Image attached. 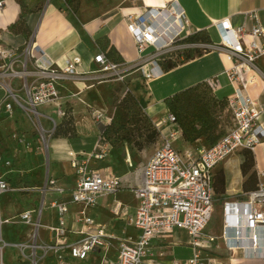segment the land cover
Wrapping results in <instances>:
<instances>
[{
	"label": "crops",
	"instance_id": "0c3cea01",
	"mask_svg": "<svg viewBox=\"0 0 264 264\" xmlns=\"http://www.w3.org/2000/svg\"><path fill=\"white\" fill-rule=\"evenodd\" d=\"M0 1L5 2L4 8L0 9V51H19L21 59L14 64V69L22 70L23 64L27 63L29 72H32L28 78L30 84L36 79L33 75L36 67L34 66L35 59L22 53L28 49H33L34 55L43 56L47 64L50 63L60 70L65 67L67 59L78 56L82 59L81 65L76 69L78 75L59 82L58 89L62 97L59 102L60 106L45 105L40 108L42 114L54 119L58 124L63 121V118L59 116V110L70 109L74 117L77 137L73 139L54 137L48 141L43 163L35 153V148L41 144V140L39 138L36 140L34 124L28 116L17 107L12 116L4 111L0 113L4 115L6 122H10L11 126L10 131H4L6 133L0 137V153L3 159L11 165L2 167L0 173L15 187L33 189L28 193L2 195L1 210L4 217L14 218L24 211L40 208L43 199L41 190L47 178L54 179L60 188L68 190L75 188L78 175L72 162L79 159L87 162L91 170L117 175L124 185L118 194L101 198L99 204L89 210V215L99 224H108L113 234L119 238H136L137 230L129 226L122 218L116 217L112 213V207L115 202H120L123 206H128L132 212L135 211L138 201L130 188L139 184L140 172H134L129 167L127 163L129 153L124 159L127 169L122 172L120 170L123 166V158L112 159V154L118 150L112 149L104 160L95 159L105 126L103 125L102 128L97 126L95 121L93 122L91 113L93 110H98L113 118L116 106L129 92L138 100L152 121L157 123L169 114L166 107L167 99L172 98L178 92L207 83L211 79H216L218 82L214 91L218 99H228L234 96L236 85L229 81L227 72L236 67V64L233 61L230 62L227 53L220 48L222 38L218 28L219 23L229 20L234 28L243 27L247 33L251 32L257 22L264 28V0H138L137 2L133 0H80L77 13L69 10L65 0ZM172 3L177 4L184 12L188 22L177 48L171 54L172 61L178 60L177 67L170 71H160L154 79L149 81L139 74L132 75L127 78L126 85L123 82L96 84L90 78L82 76L90 75L97 69L93 60L100 52L117 56L127 65L136 64L139 61V53L133 37L128 32L127 17L142 15L148 8L162 9ZM22 17L24 20H21ZM21 23L23 26L20 29ZM12 26H17V28L12 29ZM26 28L31 32L29 37L23 33L22 29ZM200 33L209 36L211 42L191 40ZM150 51L151 49H148L144 54H149ZM189 55L191 59H188ZM9 62L10 60L7 59L0 60V64ZM256 67L255 71L248 66L242 68L247 71L249 78H253L247 94L252 100L262 105L264 104V56L257 59ZM129 78L131 79L128 80ZM9 82L18 92L24 83L20 79ZM16 82H18L17 85ZM0 87L2 88L0 89L1 102L6 93H4L5 88ZM20 95L22 96L23 92H20ZM261 124L264 130V114ZM44 125L47 129L51 128V123L47 120H44ZM169 128L170 125L164 129L165 134H168ZM181 140L183 138L177 141L181 144L180 147L175 146L182 150L206 146L202 140L195 145ZM27 145L32 148L31 152L25 150ZM246 151L253 154V166L247 174H244L242 165L246 160ZM25 154L28 156L26 157ZM39 173L43 175L39 177ZM35 174H37L36 177H34ZM16 178L19 181H16ZM260 184H264V136L253 151L240 150L216 168L213 218L219 209L222 216V227L221 235L213 236L219 237L218 249H222L223 256L221 253L216 254L220 252L219 250H214L216 253L213 254L220 259L222 264H264V236L258 230L246 232L241 239V245L232 249L224 247L221 238L225 205L246 200L247 195L256 191ZM30 193L38 195L35 196L33 203L27 204ZM13 196H17V199H13ZM44 199L46 206L42 213L40 236L47 241L52 237L49 228L58 225L57 212L50 205L54 201L69 202V197L48 193ZM38 201L40 205L36 206L35 203ZM79 209L76 205H70L71 213ZM103 211H105V216H103ZM69 225H72V220H69ZM31 234L32 230L29 228L25 241L30 238ZM76 238L72 235L70 240ZM189 243H191L190 236L182 230L175 231L159 242L168 254L164 259L165 262L169 264L174 259L191 258L195 250L188 246ZM102 255L101 253L94 254L89 261L94 260V263L98 264ZM115 256L116 251L112 249L109 257L114 258ZM77 263L83 262L72 264Z\"/></svg>",
	"mask_w": 264,
	"mask_h": 264
},
{
	"label": "built area",
	"instance_id": "2783aa9c",
	"mask_svg": "<svg viewBox=\"0 0 264 264\" xmlns=\"http://www.w3.org/2000/svg\"><path fill=\"white\" fill-rule=\"evenodd\" d=\"M4 6L5 2L0 1V9ZM187 24L184 12L175 3L162 9L148 8L142 15H130L127 17V29L137 46L139 61L127 65L123 61L109 59L105 53L100 52L93 60L97 69L90 75L82 76L96 84L124 83L135 74L147 81L154 79L163 71L159 65L160 59L175 51ZM218 28L222 38L220 48L236 64L227 72L229 80L238 86L239 91L235 97L228 98L227 111L232 115V126L214 146L182 150L174 145L179 138H183L174 114L169 112L162 121L153 123L160 132V146L146 163L139 165V184L130 188L138 206L134 212L120 202H115L112 207L116 217L122 218L137 230V237L119 238L108 224H99L89 215V210L95 208L101 198L116 195L124 188L117 175L91 170L87 162L76 159L72 162L78 175L75 188H60L54 179L47 178L41 190L43 199L40 208L24 211L14 218H6L1 210L2 195L28 193L33 189L15 187L0 173V264H5L4 252L7 248L17 249L25 260L33 264H39L49 256L58 260L59 264L87 262L92 255L100 253L103 255L98 264H167L164 259L168 254L159 242L177 230L188 233L193 240L195 253L191 258L174 259L169 264H222L215 254L203 251L207 247L219 248V237L206 233L214 213L215 172L220 164L236 152L253 151L264 136L261 124L264 104L259 105L247 94L252 82L249 81L247 71L242 68L248 66L253 71L257 69V59L264 56V28L257 22L251 32L247 33L243 27L234 28L229 20L220 22ZM148 49H151L149 54H144ZM22 53L35 59L36 72L33 75L36 79L31 84L28 82L32 72H29L27 63L23 64L22 70L14 69V64L21 59L18 50L0 51L1 61L10 60L8 64H0V85L6 89L5 97L0 102V113L4 111L12 116L15 108H19L33 122L40 140L46 144L55 137L60 124L42 114L40 108L45 105L60 106L62 97L58 89L59 82L78 75L76 69L82 59L79 56L67 59L65 67L60 70L47 64L43 56L34 55L33 49ZM14 79L24 82L19 92L9 82ZM207 83L214 90L217 88L216 79ZM20 92H23L22 96ZM58 113L63 119L67 116L66 109H60ZM91 115L106 127L113 120L98 110H93ZM44 120L51 123L50 129L45 127ZM166 124L176 128L165 134L162 126ZM26 148L32 151L29 145ZM112 149L111 144L103 140L95 159L104 160ZM127 163L131 169L134 168L131 159L128 158ZM10 165L0 153V170ZM48 193L69 197V202L54 201L50 205L56 210L58 219V225L49 228L52 242L40 236L41 218L46 206L44 198ZM71 204L80 209L71 213ZM69 220H72L73 226L69 225ZM14 223L26 225L32 230L27 241L7 243L4 240V226ZM249 230H258L264 236V184L249 193L246 200L227 203L224 208L221 236L224 247L232 249L240 246L241 239ZM72 235L77 238L70 240ZM114 242L117 244L114 245ZM112 249L116 251L114 258L109 257Z\"/></svg>",
	"mask_w": 264,
	"mask_h": 264
},
{
	"label": "rangeland",
	"instance_id": "374dc122",
	"mask_svg": "<svg viewBox=\"0 0 264 264\" xmlns=\"http://www.w3.org/2000/svg\"><path fill=\"white\" fill-rule=\"evenodd\" d=\"M178 61V60H177ZM176 61V62H177ZM137 76V75H135ZM133 76V77H135ZM140 76V75H139ZM132 78V77H131ZM131 78H129L128 80H130ZM18 84V82H16V85ZM124 84L126 85V83L124 82ZM15 85V86H16ZM1 86V85H0ZM238 86L236 85V88ZM0 89H2L0 87ZM6 93V92H4ZM180 92H178L177 94H179ZM176 95V94H175ZM216 97H214V94L208 90V88H202L201 90H198L196 93H190L188 96L182 98L181 103H179L175 108L176 111L174 112L173 110L171 111L172 113H174L179 121L180 126H182L186 131L187 134L189 136L190 139L197 137L198 135L206 132V135H210L211 138H215V137H220L223 134H225L232 126V115L230 112H228L226 109L223 110L224 108H221V106L219 105H215V101H216ZM228 100V99H225ZM115 107V106H114ZM166 107L168 108V105L166 103ZM169 113V111H168ZM106 115L109 117V114L106 113ZM0 137L5 134L6 132L4 131H10V122H6L5 121V117L3 114H0ZM119 121H123V123H126L127 121V116H125V113L123 111L120 112V116L118 117ZM95 121V122H94ZM93 122L99 126V127H103V124L97 122L95 119H93ZM154 123V121H153ZM121 124V123H119ZM105 126V125H104ZM106 127V126H105ZM104 127V128H105ZM169 127V125H164L162 126V129H165ZM173 128L176 127H172L170 126V130H173ZM35 129V126H34ZM34 131H30V133ZM35 138L36 140L39 138V136H37V131L35 129ZM40 139V138H39ZM180 139V138H179ZM178 139V140H179ZM146 139L143 138L140 142H142L143 144V149L140 150L138 149V147H136L135 145H128V144H124V143H118V145H116L114 147L113 150H118L115 153L112 154V159H116V158H123L122 160V169L120 170V172H122L123 170L127 169V164L125 163L124 159L126 158L127 154L129 153V159H131L134 162V168L133 171H139V165H142L144 162H146V160L148 159V157H150L152 155V153L156 150V148H158L159 143H160V139L158 138L156 144L154 145H148L145 141ZM177 140V141H178ZM174 143V145L180 147V143ZM182 142H186L184 139L181 140ZM48 143V142H47ZM44 144L41 141V144L35 148V153H37V155L39 156L40 160L42 161V163L45 161L44 158V153L46 151V149L48 148V144ZM187 143V142H186ZM37 149H40L41 151L38 152ZM27 150V148L25 149ZM22 151H24L22 149ZM28 151V150H27ZM25 156L27 157L28 155L25 154ZM125 165V167H124ZM19 169L20 166L17 165ZM119 174V173H117ZM37 174H35L34 177H36ZM43 175V173H42ZM41 173H39V177L42 176ZM22 176V175H21ZM16 181H19L18 178L15 179ZM31 181V180H30ZM21 183V182H20ZM30 184V183H27ZM38 195L37 193H30L28 194V196H30V199L28 200V203H33L35 196ZM13 199H17V196H13ZM36 206L40 205V202H36L35 203ZM102 213V212H101ZM103 216H105V211H103ZM107 217L108 214L106 213ZM221 227H222V216L220 213V210L218 209V211L216 212L214 218L212 219V221L209 223L206 233L207 234H212V235H217L220 236L221 235ZM29 231V227L24 226V225H6L4 227V240L6 242H25L26 240V235ZM191 243H189V247H192L193 249H195V246L193 245V240H191ZM47 242H52V239H47ZM200 248V247H199ZM202 249V247L200 248ZM214 250H219L220 252L216 253V251ZM203 251H205L206 253H216V254H220L222 255V249H216L212 248V249H207L203 248ZM29 253V252H28ZM206 254H203V256ZM219 256V255H218ZM4 263L5 264H33L28 260H25L24 257L21 255L20 251H18L15 248H7L6 251L4 252ZM39 264H59L58 260H56L54 257L49 256L48 258H46L45 260H42L39 262ZM77 264H95L94 260L92 261H87V262H83V263H77Z\"/></svg>",
	"mask_w": 264,
	"mask_h": 264
},
{
	"label": "trees",
	"instance_id": "16d2710c",
	"mask_svg": "<svg viewBox=\"0 0 264 264\" xmlns=\"http://www.w3.org/2000/svg\"><path fill=\"white\" fill-rule=\"evenodd\" d=\"M66 5L71 9L73 12L77 13L80 8V0H65ZM21 20H24L23 17ZM22 22V21H21ZM22 23L19 25V28H22ZM17 28V26H12V29ZM23 33L29 37L31 32L26 28ZM192 41H205L211 42L209 36L203 35L202 33L195 35V37L191 38ZM201 53L200 51L198 52ZM106 54V53H105ZM109 59L115 61H123L121 58L117 56H111L110 54H106ZM188 59H191V56H188ZM159 65L162 67L163 71H170L173 68L177 67V62L172 61L171 54L163 56L160 61ZM208 88L216 97L215 105L221 106L224 108L223 110L228 109V100L225 99H218L215 90L208 84L203 83L199 84L195 87L189 88L186 91L180 92L176 94L172 98L166 100V103L169 108V112L176 111V106L181 103L182 98L188 96L190 93H196L198 90L202 88ZM123 111L125 116H127V122L123 123V121H119L118 117L120 116V112ZM67 116L63 119L62 123L57 127L55 138H76L77 137V130L75 126L74 117L72 115V111L70 109H66ZM175 115V114H174ZM176 116V115H175ZM177 123L179 124L178 118L176 116ZM121 123V124H119ZM180 126V125H179ZM182 130V137L183 139L191 145H195L198 141H204L206 143L205 147H211L216 145L219 140L227 133L223 134L220 137L211 138L210 135H206V132L194 137L192 139L189 138L187 131L180 126ZM143 138H145L146 143L148 145L156 144L158 138L160 139V132L153 124L152 119L144 112L143 107L140 105L138 100L131 94L127 93L126 97L120 101V103L116 106L115 114L112 120V123L103 129L100 144L103 143V140L110 143L111 146L114 147L118 145V143H124L128 145H135L138 149H143V144L140 142ZM246 160L242 165V170L244 174H247L252 166H253V154L252 152L246 151Z\"/></svg>",
	"mask_w": 264,
	"mask_h": 264
},
{
	"label": "bare ground",
	"instance_id": "6f19581e",
	"mask_svg": "<svg viewBox=\"0 0 264 264\" xmlns=\"http://www.w3.org/2000/svg\"><path fill=\"white\" fill-rule=\"evenodd\" d=\"M228 56V55H227ZM228 59H229V56H228ZM229 61H230V59H229ZM231 62V61H230ZM250 72H252V71H250ZM230 81V80H229ZM249 81L250 82H252L253 83V78L252 77H250L249 78ZM232 84H235V83H232ZM236 85V84H235ZM4 88V87H3ZM3 92H4V90H2ZM5 92H6V89H5ZM239 94V91H238V87L236 88V93H235V95L234 96H231V98L232 97H235L236 95H238Z\"/></svg>",
	"mask_w": 264,
	"mask_h": 264
}]
</instances>
